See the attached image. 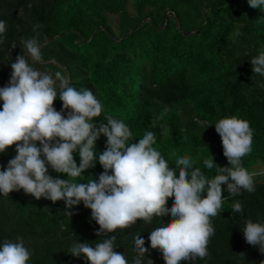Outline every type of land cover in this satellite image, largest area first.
<instances>
[{"label": "trees", "instance_id": "1", "mask_svg": "<svg viewBox=\"0 0 264 264\" xmlns=\"http://www.w3.org/2000/svg\"><path fill=\"white\" fill-rule=\"evenodd\" d=\"M111 15L119 17L117 30ZM0 20L6 23L0 33V88L8 84L24 40H49L41 49L44 63L36 66L60 70L77 90H91L103 105L94 123H106L105 115L123 120L133 134L130 143L154 132L153 147L170 167L188 156L194 168L214 176L216 169L205 168V158L211 155L217 166H229L215 123L232 116L247 120L253 140L242 166L254 174L255 191L229 198L226 185L221 186L225 199L211 218L215 233L208 255L192 264H264V253L247 244L242 232L248 219L264 223V76L253 73L250 63L264 52V6L253 9L248 0H0ZM53 107L61 111L59 98ZM106 142L101 134L95 151L102 153ZM15 147L0 153V170L15 156ZM73 155L79 166L78 151ZM102 172L97 161L75 180L98 179ZM48 174L68 179L50 167ZM236 201L243 214L232 211ZM172 204L169 197L167 206ZM66 211L64 201L36 200L22 189L0 194V245L23 238L31 251L28 264H90L83 256L73 257L71 246H95L106 237L95 235L99 225L83 203L71 209V217ZM170 220V215L154 217L151 224L137 220L108 236H116L115 251L128 264L137 255V235L148 249L145 258L165 264L162 253L150 247L149 235Z\"/></svg>", "mask_w": 264, "mask_h": 264}, {"label": "clouds", "instance_id": "2", "mask_svg": "<svg viewBox=\"0 0 264 264\" xmlns=\"http://www.w3.org/2000/svg\"><path fill=\"white\" fill-rule=\"evenodd\" d=\"M248 5L258 9L264 0H248ZM5 30L6 23L0 20V33ZM22 43L23 54L11 63L10 80L0 88V153L16 146L15 156L0 170V194L8 197L22 189L36 200L64 201V215L68 217L73 215L71 209L83 203L99 225L95 235L106 237L95 246L87 242L71 246L73 257L83 256L90 264H128L125 255L115 251L116 236L108 234L137 220L151 224L154 217L166 215H170V222H160L149 235L150 247L162 253L165 264H192L205 258L215 233L211 218L218 215L225 199L221 186L226 185L229 198L240 196L242 190L255 191L254 174L242 166V158L252 147L250 123L236 116L215 123L229 166H217L211 155L205 158L203 165L209 170L215 168L214 176L194 168L195 162L188 156L176 158L175 167H170L153 147L154 132L146 131L137 143H130L133 134L123 120L105 115L106 123H94L103 105L93 92L77 90L60 70L41 71L36 66L44 63L43 44L38 38ZM250 63L253 73L264 76V52ZM57 98L62 102L61 111L53 107ZM101 134L107 142L105 150L97 153L94 146ZM77 151L79 166L73 155ZM97 161L103 168L98 179L76 182L75 178ZM49 167L68 179L53 178ZM169 197L173 198L171 207L167 206ZM232 211L243 214L242 204L233 203ZM242 232L247 244L264 253V223L248 219ZM133 243L137 255L132 264H153L145 258L148 249L144 239L134 236ZM30 257L31 251L21 237L0 245V264H28Z\"/></svg>", "mask_w": 264, "mask_h": 264}, {"label": "rangeland", "instance_id": "3", "mask_svg": "<svg viewBox=\"0 0 264 264\" xmlns=\"http://www.w3.org/2000/svg\"><path fill=\"white\" fill-rule=\"evenodd\" d=\"M130 10H132L131 7H130ZM111 23L114 26V28L117 30V27H118V24H119V17L111 15Z\"/></svg>", "mask_w": 264, "mask_h": 264}, {"label": "water", "instance_id": "4", "mask_svg": "<svg viewBox=\"0 0 264 264\" xmlns=\"http://www.w3.org/2000/svg\"><path fill=\"white\" fill-rule=\"evenodd\" d=\"M48 42H49V40L45 41V42L43 43V47H44ZM43 47H42V48H43ZM42 48H41V49H42Z\"/></svg>", "mask_w": 264, "mask_h": 264}]
</instances>
